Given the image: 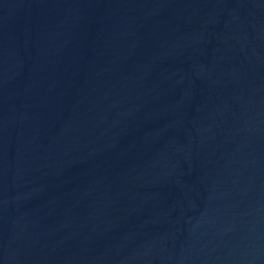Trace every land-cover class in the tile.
<instances>
[{"label": "water", "instance_id": "obj_1", "mask_svg": "<svg viewBox=\"0 0 264 264\" xmlns=\"http://www.w3.org/2000/svg\"><path fill=\"white\" fill-rule=\"evenodd\" d=\"M0 264H264V0H0Z\"/></svg>", "mask_w": 264, "mask_h": 264}]
</instances>
